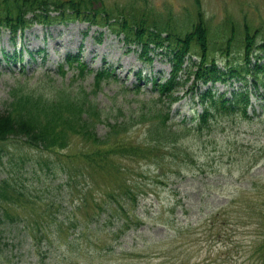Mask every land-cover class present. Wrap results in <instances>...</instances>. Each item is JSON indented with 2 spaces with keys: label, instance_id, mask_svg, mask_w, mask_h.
Masks as SVG:
<instances>
[{
  "label": "rangeland",
  "instance_id": "374dc122",
  "mask_svg": "<svg viewBox=\"0 0 264 264\" xmlns=\"http://www.w3.org/2000/svg\"><path fill=\"white\" fill-rule=\"evenodd\" d=\"M91 8L170 19L178 32L189 29L200 10L219 68L240 59L234 45L229 56L220 53L225 49L221 35L234 34L239 42L247 28L257 33L258 45L264 42V0H101ZM76 54L93 71L84 79L65 63L67 55ZM148 57L151 63L122 37L82 21L36 23L15 36L0 28L1 106L11 89L50 101L77 88L92 92L94 74L114 72L115 79L104 80L92 96L101 119L120 126L116 138L124 147L112 164L136 197L134 202L122 192H108L119 178L111 169H85L79 156L91 147L80 136H70L68 146L55 152L9 139L0 144V181L8 178L24 196L6 207L0 264H264L259 250L264 238L263 90L249 85L247 117L234 111L195 128L201 107L186 93L188 82L178 89L182 98L172 106L167 125L194 128L183 127L169 140L151 132L158 120L150 80L168 77L170 57L160 50ZM138 75L137 93L131 87ZM239 85L229 81L214 89L229 97ZM139 101L146 115L135 123L131 115ZM107 131L104 124L96 127L99 137ZM129 146L135 151L130 156Z\"/></svg>",
  "mask_w": 264,
  "mask_h": 264
},
{
  "label": "trees",
  "instance_id": "16d2710c",
  "mask_svg": "<svg viewBox=\"0 0 264 264\" xmlns=\"http://www.w3.org/2000/svg\"><path fill=\"white\" fill-rule=\"evenodd\" d=\"M95 3L100 4L101 0H0V28L15 36L36 23L50 26L78 20L88 23L89 26L106 28L116 36L122 37L124 43L138 47L140 57L149 63L151 58L148 54L160 50L161 54L170 57V71L168 78L163 81L151 79L152 90L156 93V97L151 99L156 106L153 118L158 120V123L152 126L151 132L169 140L190 128L183 125L186 129H183V126L172 129L167 125L170 121L171 105L180 99L178 89L188 82L191 83L188 91L196 94L198 103L202 106L197 127L209 118L228 116L234 111L242 116L247 113L250 102L247 89L234 90L230 97H225L213 89L215 83L235 80L246 85L250 79L254 88L261 87L264 90V42L258 45L256 32L251 33L245 28L239 42L234 34L221 35L225 49L220 50V53L225 57L229 56L230 52L232 53L231 46L234 45L240 49V59L238 63L226 60L223 67L219 68L216 59L211 55V34L200 10L194 23H190V28L178 32L173 28L170 19L162 22L124 9L112 12L91 8ZM65 61L70 68L76 70L74 76L78 79H84L92 72L78 57L67 56ZM108 78L115 79L108 70L99 71L94 75L92 92L87 93L77 88L78 91H71L69 95L58 96L59 98L50 101H46L41 95L36 96L33 91L11 89L8 100L0 105V144L9 139H19L31 148L55 152L68 146L70 136H80L90 142L91 147L79 156L85 169L90 173H106L111 169L119 178L111 182L108 192L116 190L131 199L132 187L122 179L123 172L112 164V157L124 147L116 138L120 126H113L106 116L107 119H101V110L94 103L92 96L103 80ZM138 79L141 80L139 76ZM200 85L205 88L202 90ZM133 89L140 92L138 86ZM142 104L144 103L139 101L131 115L133 119H137L135 123L140 122L146 115L140 113ZM98 124L107 127L105 137L96 134ZM130 148L131 146L125 151L128 152L126 155L135 154ZM56 168L64 170L63 166L57 165ZM69 173L67 170L65 175L70 177ZM21 196H24V193L16 192L8 178L0 181L1 227L5 225L4 217L9 202H17ZM133 201L136 202L135 196ZM133 201L132 204L135 205ZM260 246L259 250L264 251V238Z\"/></svg>",
  "mask_w": 264,
  "mask_h": 264
},
{
  "label": "bare ground",
  "instance_id": "6f19581e",
  "mask_svg": "<svg viewBox=\"0 0 264 264\" xmlns=\"http://www.w3.org/2000/svg\"><path fill=\"white\" fill-rule=\"evenodd\" d=\"M235 81V80H234Z\"/></svg>",
  "mask_w": 264,
  "mask_h": 264
}]
</instances>
